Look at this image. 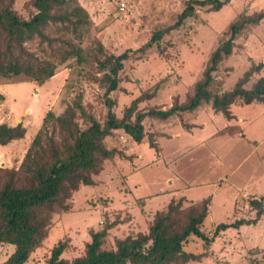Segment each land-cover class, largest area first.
<instances>
[{"label": "rangeland", "instance_id": "374dc122", "mask_svg": "<svg viewBox=\"0 0 264 264\" xmlns=\"http://www.w3.org/2000/svg\"><path fill=\"white\" fill-rule=\"evenodd\" d=\"M33 1L13 0L12 7L29 19L37 11ZM188 1L77 0L91 19L85 33L52 22L43 28L44 36L26 40L21 57L60 62L63 53L70 52L66 40L88 54L84 63L76 57L61 62L54 80L41 86L25 74L0 75V94L5 95L0 124L22 122L28 130L24 138L0 145V167L20 168L49 110L57 116L71 115L78 128H87L90 121L74 107L79 96L87 113L105 125L109 107L99 60L130 50L131 57L119 74L120 87L110 93L118 117L135 99H139L138 111L184 104L204 79L213 52L230 37L231 23L264 11V0H225L220 10L196 6L195 14L166 33L159 45L140 52L156 31L178 20ZM0 44L5 47L7 39H0ZM260 63H264V20L238 34L232 54L214 72L210 90L222 94L234 89ZM262 76L264 66L252 73L244 87L250 89ZM231 111L234 117L229 119L211 103H203L168 119L147 117L140 143L123 129L113 130L104 143L115 154L92 174L95 185L80 184L71 192L65 199L67 208L53 213L48 236L25 264H48L59 242L67 243L63 257L82 255L92 232L109 226L103 247L113 248L117 238L148 232L155 212L181 197L184 206L211 197L202 225L209 236L219 223L254 217L250 200L264 197V101L247 104L238 99ZM14 249L0 243V264H6ZM184 249L199 257L173 264H264V213L256 224L220 231L209 244L191 236Z\"/></svg>", "mask_w": 264, "mask_h": 264}, {"label": "trees", "instance_id": "16d2710c", "mask_svg": "<svg viewBox=\"0 0 264 264\" xmlns=\"http://www.w3.org/2000/svg\"><path fill=\"white\" fill-rule=\"evenodd\" d=\"M225 3V0L188 1L173 25L156 31L151 40L138 50L144 52L154 44L159 45L166 33L179 28L195 14L196 6H210L220 10ZM12 4L13 0H0V39H7L5 47L0 44V75L9 78L25 74L42 85L56 75L61 62L69 57H76L82 63L86 61L88 51L70 40H66V47H69L66 51L70 52L66 55L64 52L60 62L21 57L25 53L22 44L37 34L44 36L43 28L52 22H63L68 25V29L79 35L89 29L90 15L77 0H34L33 5L37 11L29 19L20 17ZM262 20L264 11L232 22L230 37L213 52L204 72V79L197 83L193 96L186 103L175 104L167 109L138 111L139 99H135L123 117H118L113 110L115 100L110 97V93L120 87L119 74L125 61L131 57L130 50L99 60V69L104 72L101 82L106 87V104L109 107L105 125L87 113L79 96L74 107L90 121L87 128H78L71 115L57 116L54 111L49 110L42 126L31 140L20 168L0 167V243L15 247L5 263L25 264L48 236L53 213L67 208L65 199L70 197L71 192L78 190L80 184L95 185L92 174L100 172L104 161L115 154L104 143L105 136L113 130L123 129L140 143L145 137L144 121L147 117L168 119L180 112L196 110L203 103H211L215 111H220L231 119L233 114L230 107L236 100L242 99L247 104L264 101V76L250 89L244 87L252 73L261 70L264 63L253 66L236 83L234 89L222 94H213L210 90L214 81L213 74L218 70L220 62L232 54L238 34L250 24H258ZM3 100L5 95L1 93L0 102ZM27 131L22 122L16 125L0 124V145H8L24 138ZM184 201V197L171 200L167 209L155 212L148 232L117 238L113 248L103 247L107 229L112 226L92 232V239L86 243L85 253L72 259L62 256L67 243L59 242L52 248L48 264L183 263L199 257L184 249L191 236L209 244L220 231L256 224L264 213V197H254L250 200V205L256 210L254 217H241L230 223H219L213 236H209L203 231L202 225L209 214L211 197L187 206H184Z\"/></svg>", "mask_w": 264, "mask_h": 264}, {"label": "crops", "instance_id": "0c3cea01", "mask_svg": "<svg viewBox=\"0 0 264 264\" xmlns=\"http://www.w3.org/2000/svg\"><path fill=\"white\" fill-rule=\"evenodd\" d=\"M54 78H55V76H53L50 80H48L47 82H50V81H53L54 80ZM44 84H46V83H44ZM44 84H42V85H44ZM39 85V84H38ZM41 86V85H40ZM47 86V85H46ZM45 86V87H46ZM253 103V102H252ZM232 106V105H231ZM230 110H231V107H230ZM232 112V111H231ZM233 114V113H232ZM233 117H234V115H233ZM215 134V133H214ZM213 136V135H212ZM206 198V197H205ZM204 199V198H203ZM201 200V199H200ZM210 205H211V203H210ZM210 205H209V208H210Z\"/></svg>", "mask_w": 264, "mask_h": 264}, {"label": "built area", "instance_id": "2783aa9c", "mask_svg": "<svg viewBox=\"0 0 264 264\" xmlns=\"http://www.w3.org/2000/svg\"><path fill=\"white\" fill-rule=\"evenodd\" d=\"M125 4H122V8H124Z\"/></svg>", "mask_w": 264, "mask_h": 264}]
</instances>
